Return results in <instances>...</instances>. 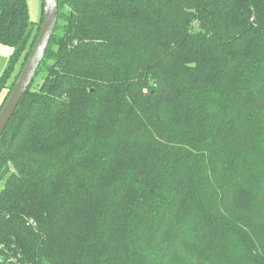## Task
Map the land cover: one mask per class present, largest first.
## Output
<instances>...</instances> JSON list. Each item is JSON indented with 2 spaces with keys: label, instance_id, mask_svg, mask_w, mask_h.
<instances>
[{
  "label": "trees",
  "instance_id": "trees-1",
  "mask_svg": "<svg viewBox=\"0 0 264 264\" xmlns=\"http://www.w3.org/2000/svg\"><path fill=\"white\" fill-rule=\"evenodd\" d=\"M56 1L0 137V264H264V0ZM42 7L0 0L4 102Z\"/></svg>",
  "mask_w": 264,
  "mask_h": 264
},
{
  "label": "water",
  "instance_id": "water-1",
  "mask_svg": "<svg viewBox=\"0 0 264 264\" xmlns=\"http://www.w3.org/2000/svg\"><path fill=\"white\" fill-rule=\"evenodd\" d=\"M43 21L37 38L22 67L14 86L0 109V137L6 129L21 99L32 84L37 70L44 59L50 40L58 22V5L56 0H43Z\"/></svg>",
  "mask_w": 264,
  "mask_h": 264
},
{
  "label": "rangeland",
  "instance_id": "rangeland-1",
  "mask_svg": "<svg viewBox=\"0 0 264 264\" xmlns=\"http://www.w3.org/2000/svg\"><path fill=\"white\" fill-rule=\"evenodd\" d=\"M28 5V13L31 21L33 23H38L42 17V3L43 0H26ZM12 53V48L8 45L0 43V77L2 76L5 68L7 67ZM19 63L15 65V73L19 71ZM8 90H5L0 97V109L4 103V98H6Z\"/></svg>",
  "mask_w": 264,
  "mask_h": 264
}]
</instances>
